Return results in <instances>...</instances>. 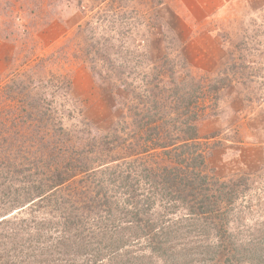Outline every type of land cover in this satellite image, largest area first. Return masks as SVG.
Wrapping results in <instances>:
<instances>
[{
	"label": "rangeland",
	"instance_id": "1",
	"mask_svg": "<svg viewBox=\"0 0 264 264\" xmlns=\"http://www.w3.org/2000/svg\"><path fill=\"white\" fill-rule=\"evenodd\" d=\"M191 1L0 0V171L16 180L32 168V182L20 173L17 183L34 190L52 183L50 164L76 165L73 180L3 216L15 228L7 249L18 263L93 264L95 253L60 243L63 222L98 217L88 196L102 174L89 170L112 158L121 157L111 165L165 158L130 138L115 148L111 133L117 127L129 137V125L142 119L132 106L146 94L168 105L170 78L187 72L207 94L199 126L213 192L219 200L226 185L239 191L233 213L222 216L243 240L251 232L264 237V0H196V16ZM14 78L26 81L24 96L14 98L20 86L7 88ZM214 79L219 89L211 91ZM83 186L92 190L79 195ZM201 231L212 240L223 235L211 225ZM133 249L131 262L140 264L146 248Z\"/></svg>",
	"mask_w": 264,
	"mask_h": 264
},
{
	"label": "trees",
	"instance_id": "2",
	"mask_svg": "<svg viewBox=\"0 0 264 264\" xmlns=\"http://www.w3.org/2000/svg\"><path fill=\"white\" fill-rule=\"evenodd\" d=\"M197 80L189 72L170 78L172 99L168 105L161 104L156 97L151 99L145 91L146 100L140 101L142 106H132L133 116L142 119L129 125V137H122L117 127L113 130L111 139L115 148L130 138L142 145L143 152L161 149V155L166 156L159 161L150 159L148 164L137 158H123L122 162L111 165L121 159L112 158V163L100 171L89 170L90 177L102 174L94 178L98 179L94 185L96 190L93 196H88L101 210L91 222L87 217H84L86 221L63 222L64 235L59 241L70 242L68 252L95 253L93 264H117L118 261L132 264L133 255L139 252L133 248L141 244L146 252L139 255L140 264H150L153 258L155 262L162 259L164 264H264V237L253 236L251 232L243 240L229 230L227 217L222 216L233 213L230 205L236 201L238 189L224 186L225 191L218 200L212 189V178L205 172L207 147L203 139L206 136L202 135L199 123L203 115L201 102L207 94ZM217 81L212 82L211 91L219 89ZM19 86L21 89L14 98L26 94V81L14 78L7 86L10 90H17ZM156 89L164 94L158 84ZM60 165L54 168L50 164L52 183L47 187L35 183L34 190H29L27 185L18 186V175L23 171L16 172V180L12 173L5 176L0 171V264L23 262L18 263L12 256L14 247L7 249L15 228L3 216L42 197V191L73 180L74 160ZM0 166L3 165L0 163ZM31 169L22 173L26 174V180L29 178L28 183L38 173H31ZM83 187L78 188L79 195L88 194L84 189L92 190L90 186ZM207 225L222 230L223 235L210 239L201 231ZM196 254L203 257L197 258Z\"/></svg>",
	"mask_w": 264,
	"mask_h": 264
},
{
	"label": "crops",
	"instance_id": "3",
	"mask_svg": "<svg viewBox=\"0 0 264 264\" xmlns=\"http://www.w3.org/2000/svg\"><path fill=\"white\" fill-rule=\"evenodd\" d=\"M196 2V0H192L191 1V3H192V6H190L191 7V14H193V15H197V14H200V9H198V6H197V3H195ZM208 13H210V12H206V14H208ZM201 16V15H200Z\"/></svg>",
	"mask_w": 264,
	"mask_h": 264
}]
</instances>
